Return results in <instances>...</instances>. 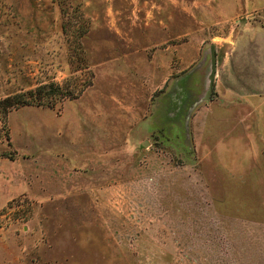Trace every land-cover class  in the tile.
Returning a JSON list of instances; mask_svg holds the SVG:
<instances>
[{"label": "rangeland", "instance_id": "rangeland-1", "mask_svg": "<svg viewBox=\"0 0 264 264\" xmlns=\"http://www.w3.org/2000/svg\"><path fill=\"white\" fill-rule=\"evenodd\" d=\"M49 82L0 111V264H264V0H0V100Z\"/></svg>", "mask_w": 264, "mask_h": 264}, {"label": "trees", "instance_id": "trees-1", "mask_svg": "<svg viewBox=\"0 0 264 264\" xmlns=\"http://www.w3.org/2000/svg\"><path fill=\"white\" fill-rule=\"evenodd\" d=\"M62 86L57 82H49L4 97L0 100L1 121L4 122L7 113L13 108L26 105L54 107L57 103L60 104L66 98L75 97L77 93L82 91L81 87L74 88L77 90L72 91L68 88L64 89Z\"/></svg>", "mask_w": 264, "mask_h": 264}, {"label": "crops", "instance_id": "crops-1", "mask_svg": "<svg viewBox=\"0 0 264 264\" xmlns=\"http://www.w3.org/2000/svg\"><path fill=\"white\" fill-rule=\"evenodd\" d=\"M238 32V31H237ZM255 33V29L252 30ZM236 34V33H235ZM235 34L232 38L230 49L225 53V57L222 58L221 62L216 60V69H215V76H214V91L216 93L215 97H217L218 101L216 103H229L232 105L233 108H237L240 106L241 100L245 97L247 91H255V87L261 86L258 82L254 81L252 83L253 87L249 90L245 88L243 84V80L238 78L234 73L233 64H236L237 69H241V62H233L229 58L230 52L234 46ZM220 64V65H219ZM239 64V65H237ZM257 90V89H256ZM238 113V112H237ZM0 174L3 175V171L0 168Z\"/></svg>", "mask_w": 264, "mask_h": 264}, {"label": "water", "instance_id": "water-1", "mask_svg": "<svg viewBox=\"0 0 264 264\" xmlns=\"http://www.w3.org/2000/svg\"><path fill=\"white\" fill-rule=\"evenodd\" d=\"M209 52H210L211 66H210V72L208 75L207 88L204 94L205 100L209 99V95L212 91L213 84H214L215 69H216L215 53H214L213 46H210ZM142 145L144 146L145 144H142Z\"/></svg>", "mask_w": 264, "mask_h": 264}]
</instances>
